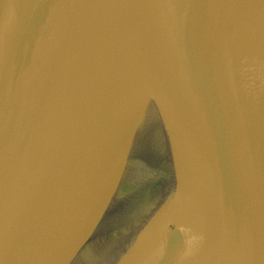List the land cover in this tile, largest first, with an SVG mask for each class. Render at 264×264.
I'll return each mask as SVG.
<instances>
[{"label":"water","instance_id":"water-1","mask_svg":"<svg viewBox=\"0 0 264 264\" xmlns=\"http://www.w3.org/2000/svg\"><path fill=\"white\" fill-rule=\"evenodd\" d=\"M260 10L0 0L3 264H264Z\"/></svg>","mask_w":264,"mask_h":264},{"label":"snow or ice","instance_id":"snow-or-ice-1","mask_svg":"<svg viewBox=\"0 0 264 264\" xmlns=\"http://www.w3.org/2000/svg\"><path fill=\"white\" fill-rule=\"evenodd\" d=\"M251 9H246L242 14L244 23H247L252 18ZM256 19L264 21V10H260L256 13ZM3 37V32L0 30V39ZM261 68H264V48H262L260 55L257 57ZM196 218V217H193ZM264 226V221H262ZM21 248L20 235L16 230L9 229V208L7 205V195L2 178H0V254H18ZM193 254L196 255L198 252L194 249ZM232 255L238 257L240 255L239 247L233 245ZM0 264H3V260L0 259ZM90 264H95V261H90ZM120 264H125V258L121 257ZM223 264H239L238 260L224 261Z\"/></svg>","mask_w":264,"mask_h":264}]
</instances>
